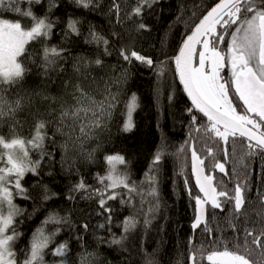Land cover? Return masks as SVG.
I'll use <instances>...</instances> for the list:
<instances>
[{
    "label": "snow or ice",
    "instance_id": "6c2138e0",
    "mask_svg": "<svg viewBox=\"0 0 264 264\" xmlns=\"http://www.w3.org/2000/svg\"><path fill=\"white\" fill-rule=\"evenodd\" d=\"M70 2L87 10L98 6L97 0ZM160 2L131 0L129 3V0H125L122 8L120 0H112L109 15L114 14L118 25L125 21L131 22L134 25L133 31L137 33L148 31L149 26L144 22L145 13ZM40 4L41 0H0V127L9 122L18 123L17 113L23 110L25 101L31 105L34 96L45 101L57 100L55 96L39 92L20 95L14 91L23 84L31 71L25 60L32 55L29 49L32 42L45 41L39 54V63L32 60L41 75L48 76L49 71L55 70L57 62L65 58V48L46 43L56 23L49 18L56 0H48V8L43 16L33 11V6ZM8 13H14L19 18H7ZM25 21L29 22L28 26H25ZM80 24L79 19L70 17L62 40L80 36ZM112 35L118 36L119 33L113 32ZM85 43L96 44L98 49L103 46V55H112L109 40L91 27L85 36ZM119 57L125 64L138 63L155 69L158 76L163 74L166 64V61H157L125 47L119 49ZM171 61L175 64V75L183 92L191 101L185 111L189 118V139L192 143L185 141L187 149L181 146L179 150L191 152V176L198 190L193 191L190 180H184L187 194L194 200V218L190 227L193 233L202 227L203 233L207 235V243L201 242L199 245L193 236L189 237L187 264H202L203 260L208 264H264V192H259L257 196L261 206V210L256 212L257 220L250 218L245 207L250 199L248 193L255 187L247 161L253 157L264 161V0H213L190 33L184 35L178 54L171 57ZM91 64L104 67L103 60L97 55L95 60L88 62H84L82 57L78 58L74 70L79 73L81 65L87 69ZM128 75V69H123L119 76L104 81V88L98 90L102 92L100 99L80 83L72 86L73 90L69 93L71 102L65 100L61 103L56 119L55 132L65 138L60 145L63 151L71 150L78 157L94 160L97 149L85 152V143L106 131L117 112L125 117L121 131L133 130V113L139 107L136 94L127 96L121 87L113 91V85L126 83ZM69 83L64 82L65 89ZM93 83H96L95 79ZM122 96L124 99H121ZM168 99L172 101L173 96ZM121 104L123 107L118 108ZM48 123L39 120L29 140L17 136L8 140L0 136V264H72L68 259L67 240L50 249L62 226L70 223L67 216H61L55 211L50 212L41 226L32 233L28 245L17 249V242L23 235L19 230V224L23 221L18 220L23 209L18 207L15 200L32 198L24 186L26 174L38 176L41 161L46 157L52 159V153L45 148L44 130ZM200 140L205 142V155L196 149L195 144ZM209 141L222 146L223 162L217 159V152L208 145ZM50 142L53 145L56 143L54 139ZM237 144L242 149L238 157ZM31 152L38 153L39 158L32 159ZM163 155L162 150H157L144 173V179L139 183L131 180L126 157L111 154L104 157L107 164L105 175L96 176L99 187L88 185L83 177L73 185L71 191L83 193L82 199L95 200L98 206L95 214L104 217V222L96 225L97 229H106L111 233L116 209L110 201H119L122 206L133 207L137 197L141 207L134 215L125 217L122 222L123 232L127 234L137 226V214L143 216L147 229L152 222V214L159 207V165ZM65 160L66 157H62V165ZM229 160L236 161L231 172L225 167ZM241 168L243 172L239 171ZM216 172L227 179H217ZM178 175H185L183 168ZM233 177L236 178L234 184ZM259 180L264 186V165ZM43 187V200L51 199L55 193H49L47 185ZM73 198L69 196V199ZM145 204L149 205L146 212L143 210ZM226 209L227 228L236 233L231 242L216 236V230L209 227L210 219H218L217 210L223 213ZM240 222L244 224L242 237ZM249 224L254 226L248 227ZM48 225L54 227L49 230ZM81 227L86 232L90 225L84 223ZM125 238L122 236L118 239L113 234V238L106 242L109 245H120ZM77 239L82 241L83 237ZM81 247L84 248V245ZM256 249L260 250V258L253 260L251 257ZM46 255L57 259L49 262ZM95 256L96 253L82 251L78 264H94ZM146 264L155 262L148 259Z\"/></svg>",
    "mask_w": 264,
    "mask_h": 264
},
{
    "label": "trees",
    "instance_id": "16d2710c",
    "mask_svg": "<svg viewBox=\"0 0 264 264\" xmlns=\"http://www.w3.org/2000/svg\"><path fill=\"white\" fill-rule=\"evenodd\" d=\"M111 3L112 0H97L98 6L87 10L76 7L70 0H56V6L49 13V18L56 23L46 43L49 46H62L66 52L65 58L57 62L55 70L49 71L48 76L41 75L40 70L32 64L33 59L39 63V54L45 41L32 42L29 46L32 55L26 58L25 63L31 71L26 75L23 84L14 91L19 92L20 95L39 92L46 96H55L57 100L45 101L39 96H34L33 103L28 105L25 101V107L17 113L18 123L9 122L0 127V136L8 140L14 136L29 140L34 135L39 120L49 122L44 130L45 148L52 153V159L48 160L46 157L41 161L38 176L26 174L24 186L29 190L32 198L15 200L18 207L23 209V214L18 217L19 221H23L19 224V230L23 235L17 242V249L26 247L32 233L41 226L50 212L55 211L61 216H67L70 223L62 226L50 249L67 240L68 259L72 264H78L79 254L85 250L96 253L93 258L94 264H146L148 259L155 264H187L189 237L193 236L195 243L199 245L201 242L207 243V235L203 233L202 227L195 233L190 227L194 218V200L189 198L184 180L189 179L193 191L198 190L195 189V179L191 176V152L179 151L181 146L187 149L185 141L192 143L189 139V118L185 111L190 103L178 85L171 57L175 56L184 35L189 32L213 0H161L153 9L146 11L144 22L149 26V30L140 33L133 31L134 25L131 22L125 21L120 25L115 23L114 14L109 15ZM120 3L123 8L125 0H120ZM23 7L26 8L27 5ZM47 8L48 0H41L40 5L33 6V11L36 15L43 16ZM6 17L14 20L19 18L14 13H8ZM70 17L81 21L82 34L62 40ZM28 24L29 22L25 21V26ZM90 27L109 40L112 55L104 56L103 46L98 49L96 44L85 43V36L88 35ZM113 32L119 35L113 36ZM121 47L136 50L157 61H166L163 74L158 76L155 69L138 63L125 64L119 57ZM97 55L103 60L104 67L91 64L87 69L81 65L79 73L74 70L78 58L82 57L84 62H88L95 60ZM123 69H128L129 72L127 82L113 85V91L121 87L127 96L136 94L139 107L133 113V130L121 131L125 117L118 112L114 113L108 129L103 132L96 147L94 160H85L81 156L72 162L66 159L62 165V157L65 156L60 147L61 135L55 132L61 103L65 100L71 102L69 93L72 92L73 85L80 83L86 89L88 85L104 87V81L119 76ZM93 79L96 83H93ZM65 81L70 82L67 89L64 87ZM169 96H173L172 101H169ZM121 99H124V96ZM122 107V104L118 105V108ZM53 139L55 145L50 142ZM208 145L217 152V159L223 162L222 146L211 141ZM195 146L201 155L206 154L203 151L205 148L203 140L196 142ZM157 150H162L164 155L159 165V207L152 214L151 224L145 229L143 216L137 214V226L127 234L123 232L122 222L125 217L134 215L141 207L137 197L133 201V207L122 206L119 201H110L109 203L116 209L111 233L106 229H97L96 225L103 223L104 217L95 214L98 207L95 200L82 199L83 193L71 191L73 185L83 177L88 185L93 188L99 187L96 176L105 175L107 164L104 157L111 154L126 157L129 161L128 170L131 180L139 183L144 179V173L148 170ZM229 151L231 152V148ZM241 151L240 144H237V157ZM30 155L34 160L39 158L36 152H31ZM247 163L255 187L248 193L250 199L245 207L250 213V218L257 220L256 212L261 210L257 196L259 192H264V186L259 180L264 161L259 157H253ZM235 165V160H229L225 167L231 172ZM119 167L123 168V166ZM181 168L185 173L183 176L178 175ZM239 171L243 172L244 169L241 168ZM215 175L217 179H227L221 173L216 172ZM235 179L232 178L233 184ZM44 185H47L49 193H55L51 199L43 200ZM69 196L74 198L69 199ZM148 207V204L143 205V210L146 212ZM217 215L218 219L209 220V227L216 230V236L231 242L236 233L231 228H227L225 218L228 216V210L223 213L217 210ZM84 223L90 225L86 232L81 227ZM239 226L242 237L244 224L240 222ZM253 226L248 225V227ZM53 227L48 225L49 230ZM113 234L118 239L122 236L126 238L120 245H109L106 241L111 240ZM79 236L83 237L82 241L77 239ZM81 245H84V248ZM259 254L260 250L256 249L251 258L257 260L260 258ZM56 259L46 255V260L49 262ZM202 264L208 262L203 260Z\"/></svg>",
    "mask_w": 264,
    "mask_h": 264
},
{
    "label": "rangeland",
    "instance_id": "374dc122",
    "mask_svg": "<svg viewBox=\"0 0 264 264\" xmlns=\"http://www.w3.org/2000/svg\"><path fill=\"white\" fill-rule=\"evenodd\" d=\"M104 87L103 86H98V85H88V90L92 91L94 95H96V97L98 99L102 98V92L101 91H98V90H102ZM104 132V131H103ZM103 132H100L96 138H94L93 140H90V141H87L85 143V152L86 151H90L92 149H96L99 141L101 140L102 138V135H103ZM64 137L61 135V144L64 142ZM63 156L66 157V159L70 162L74 161V159H76L78 156L75 152L69 150L67 152L63 151ZM81 157V156H79Z\"/></svg>",
    "mask_w": 264,
    "mask_h": 264
},
{
    "label": "water",
    "instance_id": "95a60500",
    "mask_svg": "<svg viewBox=\"0 0 264 264\" xmlns=\"http://www.w3.org/2000/svg\"><path fill=\"white\" fill-rule=\"evenodd\" d=\"M201 17H202V16H201ZM201 17H200V18H201ZM198 22H199V19L196 21V23H198ZM196 23H195V24H196ZM195 24H194V25H195ZM194 25L192 26V28L194 27ZM192 28H191V29H192ZM191 29H190V30H191ZM190 30H189L188 33H190ZM180 44H181V42H180ZM179 47H180V45H179ZM179 47H178V49H177V51H176V54H178ZM176 54H175V55H176ZM174 71H175V64H174ZM175 76H176V75H175ZM176 79H177L178 85L180 86V88H181V90H182V92H183V87H182V85H180L178 77H176ZM183 93H184V92H183ZM184 95H185V97L187 98V96H186L185 93H184ZM187 100H188V102H189L190 105H191V101H190L188 98H187ZM218 173H219V172H218Z\"/></svg>",
    "mask_w": 264,
    "mask_h": 264
}]
</instances>
